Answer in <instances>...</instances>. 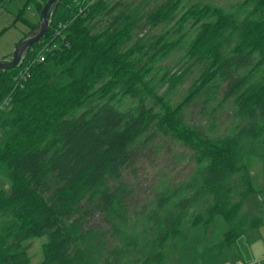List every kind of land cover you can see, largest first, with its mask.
Returning <instances> with one entry per match:
<instances>
[{
    "label": "trees",
    "instance_id": "trees-1",
    "mask_svg": "<svg viewBox=\"0 0 264 264\" xmlns=\"http://www.w3.org/2000/svg\"><path fill=\"white\" fill-rule=\"evenodd\" d=\"M29 1L39 19L19 41L38 29L47 0ZM150 1L58 0L46 32L21 63L0 70V104L10 99L0 110V174L9 182L0 189V264H30L22 242L41 235L47 241L38 264H94L95 257L119 264L122 248L107 250V238L109 231L122 236L126 225L123 170L135 147L156 136L193 148L200 168L187 184L189 197L161 195L145 214L144 231L152 237L142 264H166L186 223L208 227L221 214L230 227L213 247L223 250L262 222H248L240 208L248 201L254 209L264 205V185H254L248 170L253 143L264 144V0H236L227 8L153 0L145 10ZM156 27L163 31L138 34ZM180 47L184 61L177 70L158 65ZM193 68L199 75L173 103ZM223 84L218 105L232 104L236 132L213 137L189 126L184 108L199 96H215ZM125 97L131 103L121 108ZM259 154L264 166V147ZM242 168L246 184L235 180ZM205 198L204 211L187 219L188 207ZM92 211L107 229L85 226Z\"/></svg>",
    "mask_w": 264,
    "mask_h": 264
},
{
    "label": "rangeland",
    "instance_id": "rangeland-1",
    "mask_svg": "<svg viewBox=\"0 0 264 264\" xmlns=\"http://www.w3.org/2000/svg\"><path fill=\"white\" fill-rule=\"evenodd\" d=\"M128 1L137 3L139 0ZM200 1L218 4L226 8L236 2V0ZM153 4H155V1L151 0L145 10L150 9ZM38 19L39 12L36 10L33 1L4 0L0 4V60L11 55L17 42L30 31L28 23H36ZM162 31L161 27L150 30L144 28L138 34L141 36L147 33L148 36H151ZM183 52V48H177L168 57L159 61L158 65L169 64L173 71L177 70L184 61L181 59ZM179 61L181 62L179 63ZM198 75L199 70L193 68L187 81L172 94L171 101L173 103L182 98L184 89ZM224 90L225 86L223 84L217 94L210 97L212 99L208 98L204 101L206 96L202 95L190 102L183 111L185 122L189 126H196L209 136L233 134L237 129L235 128L237 120L232 114L234 107L228 101L220 106L218 105ZM130 103L131 100L125 97L121 103V108L127 107ZM261 147H264V144H261L258 140L253 143V155H251V159L249 158L251 161L248 162V170L252 174L253 184L258 188L264 185L263 159L259 154ZM135 148L132 165L123 170V179L128 184L129 189L126 200L128 213L126 225L122 229L123 235L119 237L118 234L112 235L109 231L107 238V250L115 246H121L122 248L117 257L119 264H142V260L148 253V246H145V244L152 237L150 230L144 231L149 224L145 214L149 212L156 199L161 195H169L171 200L189 197L193 189H189L187 184L192 178L199 175L200 168L196 161L197 153H195V150L168 135L156 136L150 142L140 143ZM244 171L246 170L242 168L236 175L235 180L238 183L243 182L241 180L244 178L246 184L247 179L244 176L240 180V174L243 175ZM2 176L0 177V188L8 189L9 182ZM262 179L263 183L261 184L259 182ZM238 198L239 196L236 193L233 194L234 200ZM259 198L264 200V191L259 194ZM208 202L206 198L194 201L188 207L186 218L190 219L198 211H204ZM250 205V201L243 203L240 214H245L246 220H249L248 222L254 217L262 218L260 226L250 229L251 226L248 225V229L252 230L251 232L248 230L239 235L222 250L213 247L222 241L224 234L230 227V224L221 214H216L213 222L208 227H205L203 223L189 227V224L186 223L185 230H187V234L184 239H180L177 248L170 251L166 264H264V205L259 209H254L253 205L249 207ZM103 221L101 214L92 211L85 219V226L94 229H107L108 225ZM253 229H256V233H253ZM46 241V235L23 240L22 245L28 255L30 264H38L42 261V244ZM168 242L169 245L173 240H168ZM101 260L95 257L94 264H100Z\"/></svg>",
    "mask_w": 264,
    "mask_h": 264
},
{
    "label": "water",
    "instance_id": "water-1",
    "mask_svg": "<svg viewBox=\"0 0 264 264\" xmlns=\"http://www.w3.org/2000/svg\"><path fill=\"white\" fill-rule=\"evenodd\" d=\"M58 0H47L40 10V21L38 29L21 41H19L8 58L0 60V70L14 68L21 63L23 54L34 43H36L46 32L53 10Z\"/></svg>",
    "mask_w": 264,
    "mask_h": 264
},
{
    "label": "built area",
    "instance_id": "built-area-1",
    "mask_svg": "<svg viewBox=\"0 0 264 264\" xmlns=\"http://www.w3.org/2000/svg\"><path fill=\"white\" fill-rule=\"evenodd\" d=\"M95 1H98V0H88V3H93V2H95ZM38 59H39L40 61H42V60L44 59L43 55H38ZM9 103H10V99H9V97L5 98V99L2 101V103L0 104V110L6 108L7 106H9Z\"/></svg>",
    "mask_w": 264,
    "mask_h": 264
},
{
    "label": "crops",
    "instance_id": "crops-1",
    "mask_svg": "<svg viewBox=\"0 0 264 264\" xmlns=\"http://www.w3.org/2000/svg\"><path fill=\"white\" fill-rule=\"evenodd\" d=\"M253 173H254V172H253ZM1 176H2V175L0 174V177H1ZM2 177H3V176H2ZM3 179H4V178H3ZM3 181H4V180H3ZM259 183H261V184H262V183H263V179H262V180H260V182H259ZM0 189H2V188H0ZM260 225H261V224H260ZM260 225H259V226H260ZM255 228H257V227H255ZM253 230H254V229H253ZM251 231H252V230H250V232H251ZM250 232H249V233H250ZM253 233H256V229L253 231Z\"/></svg>",
    "mask_w": 264,
    "mask_h": 264
}]
</instances>
